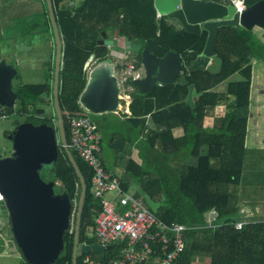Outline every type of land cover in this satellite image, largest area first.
Returning a JSON list of instances; mask_svg holds the SVG:
<instances>
[{
    "label": "trees",
    "instance_id": "1",
    "mask_svg": "<svg viewBox=\"0 0 264 264\" xmlns=\"http://www.w3.org/2000/svg\"><path fill=\"white\" fill-rule=\"evenodd\" d=\"M42 1L41 7L26 14L21 12L25 5L14 1L19 11L4 29L2 43L4 46L12 44V38L30 44L37 36L46 43L50 40L53 45L51 63L50 60L46 63L44 81L21 83L13 88L18 94L17 108L0 106V116L16 113L25 117L22 122L56 126L52 102L54 39L47 6ZM51 1L62 41L59 104L67 141L68 116L83 110L78 96L87 80L84 64L90 54H94L97 62L110 54L107 46L97 44L102 31L110 37L114 35L137 43V63H140L141 49L147 47L157 56L175 50L187 64L205 44L207 31L187 32L165 15L157 18L153 0ZM254 1L247 0V4ZM214 51L215 62L209 68L185 71L173 84L153 86L145 96L133 92L130 116L125 122L134 136L122 137V141L134 142L138 157L127 159L120 185L124 191L132 184L141 186L153 200L160 201L156 212L160 220L187 226L183 232L184 250L173 264H264V217L243 216L240 208L250 177L247 171L253 167L264 169V150L254 155L250 152L251 155L245 143L253 82L252 60L264 63V41L253 29L220 25L214 38ZM1 57H5L4 54H0ZM234 74L239 78L231 79ZM190 84L195 110L185 102ZM220 84H223L222 91L216 89ZM220 92L230 96L225 111L216 116L211 125H205L204 119L213 113ZM49 99L52 111L45 110L36 116L38 104L45 107ZM156 110L162 113L158 128L144 133L146 115ZM22 122L15 120L14 127ZM177 128L182 134L176 137L173 133ZM118 133L114 128V140ZM71 151L86 182L79 241L96 243L95 237L85 236V231L94 228V218L100 209L98 200L90 192L92 171ZM210 157L218 158L216 168L210 167ZM40 176L54 182L56 193L68 194L73 214L80 184L60 145L55 161L44 165ZM134 195L143 200L136 188ZM211 209L217 216L212 225H208L205 213ZM74 223L75 214L73 227L70 223L64 236L63 249L52 264H71ZM237 223L241 226L236 227ZM119 249L120 245L115 243L104 251L86 253L93 259L107 261L117 256ZM83 256H77V264H83Z\"/></svg>",
    "mask_w": 264,
    "mask_h": 264
},
{
    "label": "water",
    "instance_id": "2",
    "mask_svg": "<svg viewBox=\"0 0 264 264\" xmlns=\"http://www.w3.org/2000/svg\"><path fill=\"white\" fill-rule=\"evenodd\" d=\"M54 39V70L52 84L53 108L56 126L44 123L22 122L8 135L12 142L11 154L0 157V210L6 214L10 237L0 231V264H10L9 258L19 257L20 264H52L63 249L64 236L72 216V201L66 192L56 193L54 182L40 176L44 165L55 161L60 145L80 184L75 212L71 264H77V256L89 251L101 252L111 245L85 244L79 241V228L86 182L70 150L59 104V74L62 41L51 0H44ZM158 13L173 20L185 31L200 34L207 31L202 51L185 64L175 50L157 56L147 47L140 52L144 76L132 81L138 96L147 95L153 86L173 84L185 71L209 68L215 62L214 38L220 25H240L246 29L264 28V0L247 4L240 13L223 0H153ZM98 45L114 47L115 40L102 31ZM94 54L84 64L86 84L78 96V103L91 114L117 112L120 109L119 84L114 65L107 59L90 68ZM17 74L13 62L0 58V106L14 107L18 94L13 90L12 79ZM193 85L188 86L185 102L194 108ZM44 108L36 109V113ZM57 129V131H55ZM149 209L156 213L160 201H155L141 187H137Z\"/></svg>",
    "mask_w": 264,
    "mask_h": 264
},
{
    "label": "built area",
    "instance_id": "3",
    "mask_svg": "<svg viewBox=\"0 0 264 264\" xmlns=\"http://www.w3.org/2000/svg\"><path fill=\"white\" fill-rule=\"evenodd\" d=\"M223 1L233 5L234 12L238 14L247 6V0ZM160 16L161 14L156 12V17ZM112 38L117 39L116 36ZM114 69L119 84L118 96L123 103H130L131 93L135 92L132 81L144 76V67L141 62L137 63L135 55L131 54L130 45L124 46L122 57L115 59ZM82 109L81 112L68 116L67 143L91 168L90 192L100 206L94 218V228L85 231V236L95 237L99 245H120L117 256L107 261L93 259L84 253L82 263L173 264L184 250L183 232L187 226L178 222L168 224L160 220L134 192L122 189L120 176L106 167L99 155L102 133L90 113L83 107ZM110 192L112 195L108 196ZM2 198L0 192V200ZM216 216L214 209L207 211L205 222L212 225ZM240 226L241 223L236 224V227ZM82 243L89 244L86 241Z\"/></svg>",
    "mask_w": 264,
    "mask_h": 264
},
{
    "label": "rangeland",
    "instance_id": "4",
    "mask_svg": "<svg viewBox=\"0 0 264 264\" xmlns=\"http://www.w3.org/2000/svg\"><path fill=\"white\" fill-rule=\"evenodd\" d=\"M30 1L31 2L28 4V6L30 7L31 10H33V8L41 7V4L43 3L42 0H30ZM16 11L17 10L15 9L14 0H0V17H2L3 14H5L6 20L9 22L11 16L16 14ZM4 21H2V18H0V35L3 34L2 24L4 23ZM10 39L12 44L9 45L5 44V46L1 44V42L3 41H0V52H2L1 54H4V56L8 61L13 62L16 68L18 69V76L12 79V87L15 88L17 85L21 83H39L44 81L45 71L47 68L46 63L49 60L51 63V57L53 55L52 41L49 40L46 43L39 36L34 37L30 44H27L29 42L20 43L14 41L12 38ZM115 44L117 47L114 46L111 47L112 50L109 49V53L111 56L108 57V61L113 65L115 63V59H119L122 57V53L124 51V45L131 46L132 55H135L139 50V45L137 43L129 42L127 45V41L125 42V40L121 37L115 39ZM96 64H98V62L94 59V61H92V63L90 64V68H92ZM254 74L257 77L252 82V90L250 96V112H249L250 117L248 121L247 137H250V142L256 137L257 141L260 143L264 139V63L263 62L257 60L254 61ZM236 78H238V76H236ZM221 85H218V87L216 88L218 89V91H222ZM132 94L133 93H131V96ZM217 97H218V103L216 107L217 109H221L220 113H222L225 110L226 103L230 99V96L220 92L218 93ZM50 102L51 101L49 99L45 107L38 104V107L36 109L44 108V112L45 110L47 112H51L52 109L50 106ZM120 102L123 104V100H120ZM16 108H17V103L14 104V109L16 110ZM36 109H35L36 116L44 113L42 112L37 114ZM93 115L94 114L90 113L91 117ZM15 120L22 122L25 120V117L17 115L16 113L0 116V154L2 155L11 154L12 142L8 138L9 137L8 132H11L14 129L13 122ZM107 164L111 166L109 162H107ZM135 188L136 187L132 185L130 187V191L133 192ZM111 195L112 192L108 194V196ZM75 212H76V205L73 207V214L71 216V227H73ZM0 231L6 236H10L7 216L1 210H0ZM10 264L12 263L10 262Z\"/></svg>",
    "mask_w": 264,
    "mask_h": 264
},
{
    "label": "crops",
    "instance_id": "5",
    "mask_svg": "<svg viewBox=\"0 0 264 264\" xmlns=\"http://www.w3.org/2000/svg\"><path fill=\"white\" fill-rule=\"evenodd\" d=\"M15 2L23 3L25 5L24 9L21 11V12H24V14L31 11L30 7L28 6V4L31 2L30 0H21V1L16 0ZM34 9H37V8H33V10ZM16 10L19 11V8H17ZM3 16L0 17L2 18V21H4L5 19L4 23L2 24V33L4 29L6 28L7 24L9 23L6 20L5 14H3ZM253 31L262 41H264V28L254 26ZM2 35H0V41L3 40ZM123 39L125 40V42L127 41V45H128L130 41L126 40L125 38ZM1 44L4 45V43L2 42ZM114 46H116V44ZM110 49L112 50V48ZM1 53L2 52H0V54ZM254 61L255 60H252L253 62V81L257 77L254 74ZM236 76H238L239 78L238 74H234L231 76V79L233 80L238 79L236 78ZM221 86L223 89V85ZM129 104L130 103H123V104L120 103L121 107L117 112H104L101 114H96V116L94 117V120L96 121L102 133V140L100 143L99 155L103 163L105 164V166L108 167L113 173H115L118 176H121L125 163L128 158L137 159L138 157L137 150L135 148V143L130 142L128 140L122 141V137H133L134 136V131L125 122V120H127V118L130 116ZM220 112H221V109H217V107L214 108L213 113L210 116L205 117L204 124L211 125L216 116H219L224 113V112L222 113ZM161 119H162V113L160 110L153 111L152 113L146 115L144 133L149 132L151 129L152 130L157 129ZM114 128H117V130H119V133L116 135V137L118 138H116L115 140L112 135ZM173 134L176 137L180 136L182 134V130L180 128H177L174 130ZM142 137H145V136L142 135ZM245 143H246L247 148L249 149V153L251 152L253 155L256 153V151L264 150V139L262 142L259 143L256 137L251 142H250V137H246ZM2 156H6V155H2ZM107 162H109L111 166L108 165ZM209 165L210 167L216 168L218 166V158L210 157ZM247 172L250 175V177L248 178V182L246 183V186H245L246 192L240 201L241 213L243 216H246V217H257V216L259 218L264 217V169H258V168L253 167L249 169ZM255 175H257V177ZM132 185L135 186V184H132ZM132 185H130V187ZM128 190H130V188ZM4 236L10 237L6 235ZM9 260L11 261L12 264H20L19 257H11L9 258Z\"/></svg>",
    "mask_w": 264,
    "mask_h": 264
},
{
    "label": "flooded vegetation",
    "instance_id": "6",
    "mask_svg": "<svg viewBox=\"0 0 264 264\" xmlns=\"http://www.w3.org/2000/svg\"><path fill=\"white\" fill-rule=\"evenodd\" d=\"M110 49V48H109ZM111 56L110 54L108 55V57Z\"/></svg>",
    "mask_w": 264,
    "mask_h": 264
}]
</instances>
